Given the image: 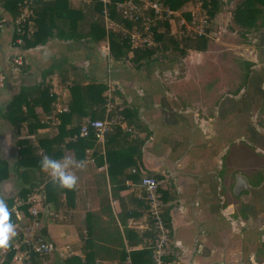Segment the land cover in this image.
<instances>
[{
    "label": "crops",
    "instance_id": "1",
    "mask_svg": "<svg viewBox=\"0 0 264 264\" xmlns=\"http://www.w3.org/2000/svg\"><path fill=\"white\" fill-rule=\"evenodd\" d=\"M69 1L76 5L87 0ZM0 15V113L10 96L17 92L20 84L37 81L40 71L52 65L71 63L80 66L86 75L83 83H104L106 90L101 94L104 95L105 105L107 95L112 87L116 86L125 101L137 108L139 119L149 129V135L140 147L136 163L147 174L158 175L162 211L167 213L170 227L169 262L264 264V146L252 142L244 131L233 134L222 147L214 146L212 141L215 136L212 123L217 118L218 102L223 98L226 99L227 105L224 120L230 129H234L237 123L239 128H243L241 124L248 120L256 130L264 133V82L261 84L258 106L248 118L241 119L238 108L233 107L238 98L245 97V77L240 86L219 96L215 102L212 121L205 125L196 117L194 111L184 106L180 99L168 90L165 78L158 74H166L167 71L176 69L174 62L167 63L164 67L154 65L152 68L151 62L136 69L130 63H123L128 61L125 58L117 59L119 64L112 65L109 60L111 57L104 49L107 46L106 37L100 41L105 46L98 50L102 49L107 54V63L103 62V58L93 59L91 56H85L87 51L84 43L88 38H79L85 41L77 45L73 42L74 39L64 40L53 36L43 44L24 49L26 55L22 56V59L27 67L26 70L19 71L18 66L11 62V57L18 49L13 43L12 22L3 20L5 17L1 11ZM260 28L244 32L248 37L250 35L252 41V46H247L251 57L245 59L251 62L249 69L264 66V59H260L264 52H259ZM92 45L97 43L93 42ZM130 54L129 52L128 55ZM123 66L136 72L131 79L122 75L131 74ZM46 80L49 81L50 91L54 96L50 102L51 114L44 113L40 106L36 107L40 113L36 129L51 133L57 130L56 125L60 121L56 113L67 108L72 81L60 80L56 72ZM114 98L121 101L118 96ZM50 117H54L53 123L49 121ZM89 117L88 113L79 118L77 113L70 117L63 115L64 127L68 129ZM8 131L10 142L4 149L2 140ZM25 131L23 126L16 131L0 116V157L9 165L16 156L14 140L24 135ZM103 143L104 141L94 140L92 146L84 149L80 159L87 161V167L76 172L79 180L72 193L71 204L49 212L46 204L41 202L35 215H31L27 207L23 209V206L22 217L16 220L17 234L39 235L52 241L56 248L60 247L61 250L65 243L70 247L78 241L77 231L84 227L85 212L98 206L95 185L101 177L107 179ZM125 150L123 148L121 151L126 153ZM65 154L73 152L71 149H65L59 158ZM236 175H241L243 179L237 180ZM16 189L11 176L0 181L1 196L13 197L16 195ZM132 193L139 201L136 206H132ZM138 193L136 181L131 185L123 182L120 188L123 201L128 204L126 225L145 228L146 218ZM108 198L112 212L117 213L119 199L110 194ZM41 228L45 229L46 236L40 233ZM74 253L79 254L78 249H74ZM50 258V252L38 255L36 262L49 264L47 262Z\"/></svg>",
    "mask_w": 264,
    "mask_h": 264
},
{
    "label": "trees",
    "instance_id": "2",
    "mask_svg": "<svg viewBox=\"0 0 264 264\" xmlns=\"http://www.w3.org/2000/svg\"><path fill=\"white\" fill-rule=\"evenodd\" d=\"M172 9H179L190 0H158ZM218 0H203L209 17H213L217 10ZM114 0L107 4L109 17L120 22L125 28L133 25L132 21L120 16L115 9ZM33 27L17 45L19 49H27L37 44L45 43L49 38L79 39L88 38L94 43H99L106 37L108 52L114 59H127L133 68H140L160 58H168L173 61L177 56L183 57L189 49L203 51L208 43L207 34L185 35L181 37L168 33L167 24L159 23L155 31V44L147 48H129L126 34L121 30H105L101 16L102 3L100 0H87L76 5L69 0H34L33 1ZM0 11L5 21L12 22L17 13V0H0ZM185 12V11H184ZM187 16V13H184ZM1 17V15H0ZM232 19L240 26L252 27L258 30L264 22V0H239L232 11ZM163 25V26H162ZM14 38V33H13ZM14 43V41H13ZM131 53L128 55V53ZM174 62V61H173ZM245 70L242 82L249 71L251 62L244 60ZM19 71L26 70L27 64L22 62L17 65ZM54 72L60 80L69 79L70 97L67 108L59 111L56 116L59 123L55 132L46 133L36 129V123L40 119L39 110L51 114L50 102L54 96L50 91V83L46 80ZM86 78L82 67L67 63L49 66L40 71L37 81L28 84H20L16 93L8 99L0 116L19 130L22 126L26 129L24 135L14 140L16 156L9 165L0 157V181L8 178L9 170H12L14 178L18 181L16 195L24 197L38 183L43 182V200L49 212H55L63 206L71 204L73 191L61 189L53 185L50 177L40 166L43 155L59 158L65 149H71L75 158L80 159L84 149L94 143L91 135L81 137L76 135L79 123L68 129L64 127L63 115L67 117L77 113L78 118L89 114V118H102L120 116L117 121L114 118L111 130L104 138V158L106 160L107 179L101 177L95 185L98 206L94 210L85 212L83 229H78V241L70 246L71 252L63 256L66 264H124L123 259L128 254L134 264H151L150 244L147 237L152 236L154 229L135 228L126 225L128 204L123 201L120 188L126 179L131 185L140 176L137 170V159L143 141L149 135V129L139 119L137 108L125 101L120 90L113 86L107 100L111 104L108 109L104 104L106 85L101 82L83 83ZM120 97L116 101L114 97ZM93 106V107H92ZM49 121L54 122V117ZM126 149L125 152L121 151ZM135 170L132 171L131 169ZM158 179V175H153ZM108 185V186H107ZM108 194L119 199V210L113 213L109 204ZM132 206L139 204L132 193ZM7 204L11 202V196H4ZM162 201V200H161ZM142 208L144 209V203ZM25 209V206L23 207ZM163 218L168 221L165 211ZM12 222L16 225V219L12 214ZM40 233L46 236L44 228ZM170 236V233H169ZM139 248H134L137 244ZM128 251L126 247H131ZM78 249L79 254L74 253ZM11 252H7L0 264H9ZM38 255L31 253L28 264H38ZM170 260V256L167 255Z\"/></svg>",
    "mask_w": 264,
    "mask_h": 264
},
{
    "label": "built area",
    "instance_id": "3",
    "mask_svg": "<svg viewBox=\"0 0 264 264\" xmlns=\"http://www.w3.org/2000/svg\"><path fill=\"white\" fill-rule=\"evenodd\" d=\"M33 1L17 0V13L12 21L13 41L16 47L21 42L22 36L26 35L33 27ZM100 1L102 3L101 16L105 30L123 31L127 36L130 50L153 46L155 31L158 29V24L163 22L167 24L168 33L173 36L207 34L209 14L203 5V0H190V6L182 13L179 12V9H172L158 0H114V7L120 13V16L133 22L130 28H125L120 22L109 17L107 4L111 0ZM184 13H187V16ZM11 62L19 65L22 62V57L15 54L11 57ZM110 105L109 101L106 100V109ZM114 118L117 121L120 120L119 115L85 118L78 125L77 135L81 137L91 135L95 141L103 142L106 133L111 130ZM131 170L134 171L135 169L132 168ZM137 170L140 176L136 181V186L139 188L138 196L144 203L145 227L152 226L154 229L152 236L146 239L150 244L151 264H169L167 255L169 253L170 227L162 216V201L158 189V179L151 174H147L140 166H137ZM124 182L127 183V180H124ZM43 196V182H41L24 197L14 195L8 206L10 209L15 208L12 214L16 220H19L22 217L21 208L23 206L27 207V211L31 215H35L38 206L41 205ZM140 246V243L136 245L138 248ZM54 248L56 246L52 241L39 235L36 236L31 233L17 234L12 241V247L8 250L11 252L9 264H28L31 253L47 254ZM130 248L132 247H126L125 250L128 251ZM62 251L63 256L71 252L69 244L65 243L62 246ZM6 253L0 254V263L5 258ZM123 263L134 264L128 254L124 257Z\"/></svg>",
    "mask_w": 264,
    "mask_h": 264
},
{
    "label": "rangeland",
    "instance_id": "4",
    "mask_svg": "<svg viewBox=\"0 0 264 264\" xmlns=\"http://www.w3.org/2000/svg\"><path fill=\"white\" fill-rule=\"evenodd\" d=\"M238 1L227 0L222 5L225 11L224 17H221L219 13L220 7H217L213 17H209L208 43L205 50L189 49L184 57L177 56L173 59L176 69L167 71L166 74L158 73L160 77L165 78L168 90L173 92L184 106L194 111L196 117L200 118L205 125L212 121L215 102L219 96L242 84L245 70L243 62L251 57L247 46H252V41H250V35L248 37L244 32L256 30L252 27L240 26L233 21L232 11ZM189 3L190 1L180 7L179 12L186 11L190 6ZM94 46L99 49L105 45L99 42ZM104 49L108 52L106 46ZM156 61L173 62L168 58H160ZM124 62L130 63L129 61ZM9 176L13 178V184L17 187L18 181L14 178L12 170H9ZM50 256L51 260L47 263L66 264L60 247L51 251Z\"/></svg>",
    "mask_w": 264,
    "mask_h": 264
},
{
    "label": "water",
    "instance_id": "5",
    "mask_svg": "<svg viewBox=\"0 0 264 264\" xmlns=\"http://www.w3.org/2000/svg\"><path fill=\"white\" fill-rule=\"evenodd\" d=\"M227 0H218V7H220L219 9V13L221 15H225V11H223L222 9V5L226 3ZM259 34V45L261 46L259 48V52L262 54L264 52V22L263 25L261 26L260 30L258 31ZM86 42H88L85 44L86 47V51L87 54L85 55L87 56H91L93 57V59H100L103 58V62L107 63V54L102 51V50H98L94 47L93 41L90 39H85ZM85 40H79V39H74V43H77V45L83 44L82 42H84ZM15 54H19L21 57H25L26 53L24 49H16ZM264 54V53H263ZM261 60L264 59V55L262 57H260ZM110 63H112V65L115 64H119V62L117 61V59L114 58H109ZM152 65L151 68L154 65L160 66V67H164L165 65H168L167 63H161V62H157V61H152V63L150 64ZM123 68L128 71L129 73L131 72V74L129 75H125L122 74L126 77H131L133 75H135V71H131L129 68H127L126 66H123ZM105 69V68H104ZM111 73V72H110ZM112 74L116 75L115 72H112ZM113 75V76H114ZM115 77V76H114ZM262 82H264V66H261L260 68H253L250 67L249 69V73L246 76V85L243 89V93L245 94L244 98H238L235 103V105H233V107L235 106V108H238L237 112L240 115V118L245 120V118L250 116V113L252 111H254L256 109V107L258 106V102H259V98L261 95V84ZM225 98H223L222 100H220L218 102L217 105V115L214 120V122L212 123V128L214 130V134L215 136L214 139L212 140L214 143V146L219 145L220 147L223 146V144L226 142V140H228L233 134H235L238 131H244L246 136L255 144L260 145V146H264V133L256 130L253 125L251 124V122H248V120H245V123H242L241 126L243 128H239V123H237L238 125L234 128V129H230L224 120V116H225V111L227 109V105L225 103ZM252 100V101H251ZM3 145H4V149H6L9 145L10 142V132H6V134L3 137ZM237 180L238 179H243V177L241 175H236ZM169 264H176L173 261H170ZM186 264H193L192 261L187 262Z\"/></svg>",
    "mask_w": 264,
    "mask_h": 264
},
{
    "label": "clouds",
    "instance_id": "6",
    "mask_svg": "<svg viewBox=\"0 0 264 264\" xmlns=\"http://www.w3.org/2000/svg\"><path fill=\"white\" fill-rule=\"evenodd\" d=\"M41 169L48 174L53 185L61 189L74 191L79 177L77 171L87 167L85 159L77 160L73 154H65L62 158L43 155L40 160ZM5 198L0 196V254L6 253L12 247V241L17 236L16 225L12 222V213Z\"/></svg>",
    "mask_w": 264,
    "mask_h": 264
}]
</instances>
